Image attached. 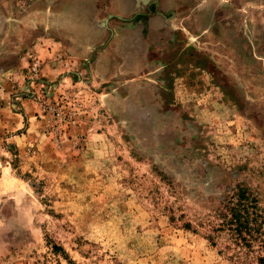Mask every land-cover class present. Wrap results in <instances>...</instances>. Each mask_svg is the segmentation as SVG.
<instances>
[{
    "label": "rangeland",
    "instance_id": "obj_1",
    "mask_svg": "<svg viewBox=\"0 0 264 264\" xmlns=\"http://www.w3.org/2000/svg\"><path fill=\"white\" fill-rule=\"evenodd\" d=\"M259 258L264 0H0V264Z\"/></svg>",
    "mask_w": 264,
    "mask_h": 264
},
{
    "label": "trees",
    "instance_id": "obj_2",
    "mask_svg": "<svg viewBox=\"0 0 264 264\" xmlns=\"http://www.w3.org/2000/svg\"><path fill=\"white\" fill-rule=\"evenodd\" d=\"M246 212L247 217L242 218L241 213ZM257 212V200L254 197H250L247 194L246 190L243 188H238L236 193V205L233 209V219L238 223L234 228V232L236 234V240L239 242L246 240L243 235H247L249 238L252 237L253 233L258 232V217ZM253 216V217H252ZM257 227V229L255 228ZM244 229V230H243ZM56 248V246H53ZM260 264H264V259H258Z\"/></svg>",
    "mask_w": 264,
    "mask_h": 264
},
{
    "label": "crops",
    "instance_id": "obj_3",
    "mask_svg": "<svg viewBox=\"0 0 264 264\" xmlns=\"http://www.w3.org/2000/svg\"><path fill=\"white\" fill-rule=\"evenodd\" d=\"M14 73V78L15 80L19 79V76L21 75V72H19V70L17 69L16 71L13 72Z\"/></svg>",
    "mask_w": 264,
    "mask_h": 264
}]
</instances>
